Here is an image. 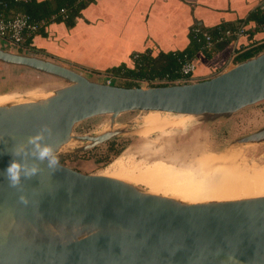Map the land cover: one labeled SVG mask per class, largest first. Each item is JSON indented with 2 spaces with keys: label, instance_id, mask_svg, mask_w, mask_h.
<instances>
[{
  "label": "water",
  "instance_id": "water-1",
  "mask_svg": "<svg viewBox=\"0 0 264 264\" xmlns=\"http://www.w3.org/2000/svg\"><path fill=\"white\" fill-rule=\"evenodd\" d=\"M0 63L67 83L43 99L0 105V264H225L229 256L230 264H264V195L188 203L62 164L55 172L41 164L37 176L22 178L17 187L2 172L14 158V146L42 125L49 127L46 142L59 155L70 142L81 143L68 149L80 152L123 134L113 129L121 114L171 113L207 123L261 102L264 50L200 81L148 88L93 81L55 62L1 48ZM103 115L110 116L107 131L73 135L76 124ZM233 143H264V127ZM26 160L31 164L34 158Z\"/></svg>",
  "mask_w": 264,
  "mask_h": 264
},
{
  "label": "rangeland",
  "instance_id": "rangeland-1",
  "mask_svg": "<svg viewBox=\"0 0 264 264\" xmlns=\"http://www.w3.org/2000/svg\"><path fill=\"white\" fill-rule=\"evenodd\" d=\"M0 41L4 40L0 37ZM0 48L12 53L49 60L76 70L90 80L103 81L101 76L94 75L97 73L93 74L92 71L76 67V65L63 62L60 59L48 57L44 53L30 51L23 46L19 48L7 47L1 43ZM100 75L115 78L112 85L120 87L126 85L125 80L116 76L104 73ZM66 85L67 83L59 78L24 67L18 68L0 63V100L51 94ZM132 85L131 87H150L146 85V81H138ZM150 120L159 121L156 125H150L148 122ZM203 120L202 117L160 112L121 114L113 119V129L124 131L123 134L92 149L80 152L68 150L77 145H82L74 142L71 148H67L59 154V159L62 158L60 164L86 174L107 176L106 174L119 173L126 179L135 181L136 184L134 185H140L148 192L150 185L155 184L156 181H151L149 176L144 173L146 166L164 164L162 161H167L168 164L165 165L182 171L180 168L183 166L182 163L191 160L193 156L201 152L236 153L239 155L240 163L246 162L244 165L247 168L260 169L264 167V143L245 145L233 143L238 138L264 127V100L227 117H219L207 123ZM109 127V115L97 116L76 124L73 128V135H97L107 131ZM110 147L118 149V152L113 153ZM123 181L133 184L127 180ZM160 191L154 192V194L162 195V190Z\"/></svg>",
  "mask_w": 264,
  "mask_h": 264
},
{
  "label": "crops",
  "instance_id": "crops-1",
  "mask_svg": "<svg viewBox=\"0 0 264 264\" xmlns=\"http://www.w3.org/2000/svg\"><path fill=\"white\" fill-rule=\"evenodd\" d=\"M264 0H93L67 28L49 23L44 36L33 35L39 53L89 71H106L132 63L135 53L182 51L190 43L189 32L197 26L211 29L220 25L232 28L245 25L250 33L258 31L249 15ZM255 42L246 45L245 36L237 39L244 52L264 43V34H253ZM4 41H0V45ZM211 57L195 56L194 75L202 79L235 64L240 53L234 45L219 49L213 45ZM249 46V47H248ZM216 49V51H215ZM194 64V65H195ZM214 73V74H213Z\"/></svg>",
  "mask_w": 264,
  "mask_h": 264
},
{
  "label": "trees",
  "instance_id": "trees-1",
  "mask_svg": "<svg viewBox=\"0 0 264 264\" xmlns=\"http://www.w3.org/2000/svg\"><path fill=\"white\" fill-rule=\"evenodd\" d=\"M92 1L93 0H28L27 2H19L17 0H0V16L7 20L14 15L24 14L32 23L46 21L45 25L41 26L37 32L31 35H24L22 46L37 53L38 50L35 49L32 44L33 35L38 34L44 36L45 33L43 30L49 23H63L67 28L73 27L75 18L79 16L80 12ZM247 21L255 24L264 23V11H260L256 8L255 11L249 15ZM238 27H242L245 31L243 36L246 38V45L255 42L254 33L260 32L262 35L264 34V31L259 29L254 33H250L245 25ZM235 28H237V26L229 28L220 25L211 29H202L201 27L195 26L189 32V45L182 51L160 52L156 56H152L150 52L135 53L131 57L132 63L129 67L123 64L118 67L110 68L104 72H92L97 74L104 73L123 79L126 81L125 87H131L133 86L132 84L138 81H152L154 79H165L168 81L167 84L176 83L175 81L181 78L187 79L186 82H190V80L200 81L203 79L201 77H196L194 73L182 77L179 73L182 63L190 61L195 64V56L198 53L203 55V57L210 58L211 53H213V45H217L220 49L222 45L224 47L232 44L234 45V50L240 52L239 50L243 49V46L246 45L237 44L238 38L223 36L225 30H233ZM206 36H209V41L212 43L210 47L207 45ZM263 50L264 43L250 47L248 50L240 52L236 56L234 62L239 63L244 61ZM194 66L196 68V64ZM110 150L113 153L118 152V149H113L112 147H110ZM60 159L62 158L60 157Z\"/></svg>",
  "mask_w": 264,
  "mask_h": 264
},
{
  "label": "bare ground",
  "instance_id": "bare-ground-1",
  "mask_svg": "<svg viewBox=\"0 0 264 264\" xmlns=\"http://www.w3.org/2000/svg\"><path fill=\"white\" fill-rule=\"evenodd\" d=\"M52 94L53 92L51 94H40L39 96H23L0 100V105L8 102L28 103L49 97ZM158 121L150 120L148 122L150 125H156ZM73 145L74 142H70L65 146V149L71 148ZM239 160V155L236 153L226 152L215 155L201 152L193 156L191 160L183 162V166H180L182 171L167 166L165 164H168V162L162 161L164 164L146 166L144 173L149 176L151 181H156L155 184L151 183L152 185L148 189L150 193L162 190V195L174 197L188 203L263 196L264 167L260 169L247 168L244 165L246 162L242 164ZM106 175L136 184L135 181L126 179L125 176L119 173L114 172Z\"/></svg>",
  "mask_w": 264,
  "mask_h": 264
},
{
  "label": "clouds",
  "instance_id": "clouds-1",
  "mask_svg": "<svg viewBox=\"0 0 264 264\" xmlns=\"http://www.w3.org/2000/svg\"><path fill=\"white\" fill-rule=\"evenodd\" d=\"M50 135V129L47 125H42L35 135L28 137L27 142L14 146L12 150L13 159L2 172L11 187L20 186L22 178L30 179L40 172V165L45 164L46 167L55 172L59 165L60 159L58 150L52 144L46 142V137ZM21 157L25 162L16 159ZM32 157L34 160L29 164L26 158ZM20 201L24 204L28 203L27 197L21 195ZM233 257L229 256L225 264H230Z\"/></svg>",
  "mask_w": 264,
  "mask_h": 264
},
{
  "label": "built area",
  "instance_id": "built-area-1",
  "mask_svg": "<svg viewBox=\"0 0 264 264\" xmlns=\"http://www.w3.org/2000/svg\"><path fill=\"white\" fill-rule=\"evenodd\" d=\"M19 2H27L28 0H17ZM257 9L260 11H264V2H260L257 5ZM46 21H38L36 23H32L30 19L24 15V14H17L11 17L10 19L5 20L2 16H0V37L4 40L5 45L11 46V47H17L19 48L22 46L24 35H31L37 30L45 25ZM257 28L259 30L264 31V23L257 24ZM244 29L242 27H237L233 30H225L223 32V36L225 37H233V38H239L244 35ZM209 36H206L207 45L208 47L211 46V42L209 41ZM195 71V66L192 62L187 61L182 63L179 73L182 75V77H186ZM94 74V73H93ZM95 76L102 77V80L106 84H112L115 80V78H110L104 75L100 74H94ZM120 79V78H119ZM187 79L181 78L179 80H176V83H187ZM193 81L190 80L191 83ZM168 81L165 79H154L152 81H146V85L153 87V86H161V85H170L167 84Z\"/></svg>",
  "mask_w": 264,
  "mask_h": 264
}]
</instances>
